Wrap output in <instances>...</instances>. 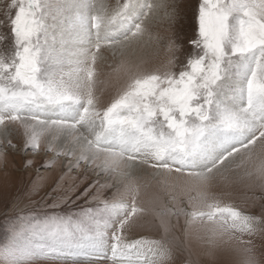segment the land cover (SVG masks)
<instances>
[{"label": "rangeland", "instance_id": "rangeland-1", "mask_svg": "<svg viewBox=\"0 0 264 264\" xmlns=\"http://www.w3.org/2000/svg\"><path fill=\"white\" fill-rule=\"evenodd\" d=\"M70 2L0 0V264H264V0Z\"/></svg>", "mask_w": 264, "mask_h": 264}, {"label": "bare ground", "instance_id": "bare-ground-1", "mask_svg": "<svg viewBox=\"0 0 264 264\" xmlns=\"http://www.w3.org/2000/svg\"><path fill=\"white\" fill-rule=\"evenodd\" d=\"M68 1V0H67ZM87 1V0H86ZM92 1V0H91ZM100 2H101V0H100ZM75 3H76V0H72V2H70V4L69 5H75ZM81 3H83L84 4V2H83V0H77V5H79V4H81ZM95 4V3H94ZM98 4H99V1H98ZM105 4V3H104ZM165 5V4H164ZM163 5V6H164ZM100 6H101V4H100ZM67 7H69V6H67ZM87 7V6H86ZM89 8H88V12H92V11H94V14H97L98 15V13L95 11V8L97 7V5L96 6H88ZM138 7V6H137ZM82 11H80L79 9H75L74 10V15H76V13H78V12H82V13H84L83 11H84V8L83 9H81ZM101 13V12H100ZM104 13V12H103ZM85 14V13H84ZM74 15H72V16H74ZM105 15V14H104ZM96 16V15H95ZM90 17H91V15H90ZM93 19H94V17H93ZM98 19V18H97ZM106 19H104V21H105ZM99 21H101V20H99ZM103 21V20H102ZM95 23V22H94ZM102 24V23H101ZM105 24V23H104ZM100 26V25H99ZM79 29L77 30V33H74V31L72 32V34H71V32L69 33V37H70V34L71 35H79L80 33H82V32H84L85 30H84V28L83 27H78ZM83 28V29H82ZM93 34V33H92ZM91 34V32H90V36L92 35ZM87 35H89L88 33H87ZM95 36V35H94ZM113 36V38L115 37V36H117V34H112L110 37H112ZM76 38V37H75ZM72 39V38H71ZM93 39V38H92ZM124 42H126V41H124ZM124 42H122V43H124ZM118 43H120V42H118ZM115 46V45H114ZM102 59V58H101ZM1 128H0V136H3V137H6V132H5V129H4V126H0ZM57 128V127H56ZM57 131V132H56ZM54 133H59L58 135H60V130H59V128L58 129H56L55 131H54ZM65 137H67V135L66 134H62V139H64ZM7 138V137H6ZM17 149V148H16ZM33 156L34 157H39L40 156V154H33ZM42 156H45V155H42ZM38 160V159H37ZM263 163H264V161H263ZM257 164H259V163H257ZM130 165V164H129ZM133 166H135V165H132V167ZM132 170H139V172H140V169H138V167H133L132 168ZM130 171H131V169H130ZM156 171V170H155ZM154 171V172H155ZM161 171V170H160ZM159 171V172H160ZM162 172V171H161ZM132 173H134V171L132 172ZM208 173H212V172H208ZM210 175V174H209ZM161 176V175H160ZM184 186V185H183ZM139 194V193H138ZM248 225H252V222H250V221H248V223H247ZM86 249L88 248V247H85ZM90 248V247H89ZM88 254V253H87ZM99 256V255H98ZM98 256H96V257H98ZM101 257V256H100ZM132 263V262H131ZM143 262H142V260H139V259H136V260H134L133 261V263L132 264H142ZM127 264V263H126Z\"/></svg>", "mask_w": 264, "mask_h": 264}, {"label": "snow or ice", "instance_id": "snow-or-ice-1", "mask_svg": "<svg viewBox=\"0 0 264 264\" xmlns=\"http://www.w3.org/2000/svg\"><path fill=\"white\" fill-rule=\"evenodd\" d=\"M204 31L206 32V29ZM31 163H32V161H30V160L25 162L26 166H31Z\"/></svg>", "mask_w": 264, "mask_h": 264}, {"label": "crops", "instance_id": "crops-1", "mask_svg": "<svg viewBox=\"0 0 264 264\" xmlns=\"http://www.w3.org/2000/svg\"><path fill=\"white\" fill-rule=\"evenodd\" d=\"M246 221H247V222H246ZM246 221H244V224H246L247 226H248V224H247V223H248V221L252 222V224L255 226V224H254L253 220H250V219H249V220H246Z\"/></svg>", "mask_w": 264, "mask_h": 264}]
</instances>
